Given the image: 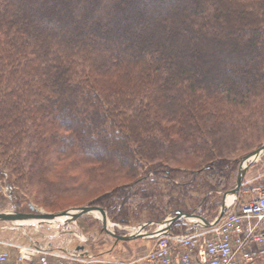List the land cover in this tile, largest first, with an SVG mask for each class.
Here are the masks:
<instances>
[{
	"label": "trees",
	"instance_id": "1",
	"mask_svg": "<svg viewBox=\"0 0 264 264\" xmlns=\"http://www.w3.org/2000/svg\"><path fill=\"white\" fill-rule=\"evenodd\" d=\"M263 145L264 0H0V178L14 211L80 190L87 205L50 213L162 222L189 214L186 197L209 207L232 190ZM183 223L173 235L194 233Z\"/></svg>",
	"mask_w": 264,
	"mask_h": 264
},
{
	"label": "built area",
	"instance_id": "2",
	"mask_svg": "<svg viewBox=\"0 0 264 264\" xmlns=\"http://www.w3.org/2000/svg\"><path fill=\"white\" fill-rule=\"evenodd\" d=\"M1 245L6 249L0 250V264H68L70 260L79 259L75 254L51 250L35 242L24 246ZM10 250H16L13 259ZM260 258H264V188L261 187L253 190L248 203L229 209L213 228L189 235H173L171 232L157 237L154 246L142 255L139 262L107 260L98 263L255 264Z\"/></svg>",
	"mask_w": 264,
	"mask_h": 264
},
{
	"label": "rangeland",
	"instance_id": "3",
	"mask_svg": "<svg viewBox=\"0 0 264 264\" xmlns=\"http://www.w3.org/2000/svg\"><path fill=\"white\" fill-rule=\"evenodd\" d=\"M248 66H245V69H248ZM235 72H241V68L240 69H235ZM178 176V182H183L185 180L190 179V175L188 172H182V173H178L176 174ZM152 176V174H151ZM52 178V179H51ZM51 180L53 181V176H51ZM154 181V179L152 180ZM162 184L164 185L163 188L167 192V183L164 181L162 182ZM262 188H264V186H262ZM8 189L9 186L8 184L5 182V180H2L0 178V213H6V212H16L14 211L11 203L9 202L8 199H6V197L8 196ZM235 189V187L232 190L226 191V192H221V191H217L216 195L212 198V200L210 201L209 204H206V206L209 207H204L205 206V201L201 199V197L199 196V200L202 201L200 203L199 200L197 201H191L190 202V198L186 197L187 199V204L189 207H191L192 209H190L189 215L190 214H195L197 216H200L202 219L207 220L208 222H214V220L218 217L220 209H221V205L223 202V199L225 197L226 194H229L231 191H233ZM254 189L250 188V191H252ZM33 195L31 197V195H26V197H28L29 199H33L35 198V192L32 191ZM190 195H197V194H192V192H190ZM212 195V193L207 194L206 196H204V199L207 198L208 196ZM87 196H89V194L87 192H82V191H78L76 193H66L63 194V196L60 195L58 199V197H56L58 199L57 202L60 203V205H58V207H45L44 205H35L32 204L37 210L41 211L42 213L45 214H55V213H50L62 208H66L69 206H83V205H87L88 202L91 200L90 198H88ZM5 198V199H4ZM165 198V197H164ZM168 201V199H165L163 201L164 204H161V202H157L156 204L158 205L159 209L164 208L166 206V202ZM137 202V201H136ZM136 202L134 203V205L136 204ZM105 211V210H104ZM106 212V211H105ZM170 212V211H169ZM172 212V211H171ZM145 214H148L147 212H145ZM166 214H162L160 213V217H165ZM175 214H170L169 217L174 216ZM108 216V215H107ZM108 218V217H107ZM110 225H112L111 227L113 228L114 232H116L119 235H130L133 234L134 231L131 230V228L142 225L147 223V221H150L148 219V216L145 215L144 218L140 221H133L131 223V226H127V230H124V228L121 226L119 228H117L116 226H119L115 223H113L109 218H108ZM185 225L191 226L192 221H183ZM114 224L116 226H114ZM192 227V226H191ZM193 228V227H192ZM153 231H155L154 227H148L146 228L143 232L146 233H152ZM66 239H70L72 240L73 246L76 245H80L82 244H87L89 246V248L92 251L93 255H99V254H105L107 252H109L110 250L113 249V246L119 245V249L116 250V252L113 254L112 257H116L118 258L123 251L125 252V250H129L131 249V251H135L136 248H138L139 246H141L142 244H147L149 245V243L152 245V242H144L142 240H136L133 242H117L113 237H111L109 234H107L106 232L103 231L101 222L94 218L92 215H85L81 218H79L75 223L69 225V226H63V225H49V224H43V225H38V224H32V223H0V250H5L6 248L1 245V243H11V244H16V245H28L33 241H38L41 242L42 244H51V248L55 251H58L57 248H61L64 247L68 248L66 246H68L66 244ZM81 242V243H80ZM75 247H72V249H74ZM121 248V249H120ZM129 248V249H128ZM12 259L15 257L16 255V250H10Z\"/></svg>",
	"mask_w": 264,
	"mask_h": 264
},
{
	"label": "water",
	"instance_id": "4",
	"mask_svg": "<svg viewBox=\"0 0 264 264\" xmlns=\"http://www.w3.org/2000/svg\"><path fill=\"white\" fill-rule=\"evenodd\" d=\"M264 156V145L253 153L245 156L241 161L238 169L237 180L235 189L229 194H226L218 217L214 222H208L202 219L200 216L195 214H185L177 211L174 217L167 218L162 222H147L145 224L131 228L135 233L131 235H119L114 232L108 220L107 212L99 207L85 206L81 208H74L64 212H59L55 214H45L37 210L33 205H30V213H20V212H6L0 213V223L11 222V223H32V224H49V225H65L69 226L75 223L79 218L85 215H92L94 218L101 222L103 231L113 237L117 242H132L141 239H155L161 236H167L171 233L173 225L180 221H192L191 226L193 229L204 230L215 227L225 216L230 208V204L236 201L239 197L245 176L249 170V167L257 162L261 157ZM232 199L230 202L229 200ZM115 226V225H114ZM148 227H154L156 230L153 233H138L144 231Z\"/></svg>",
	"mask_w": 264,
	"mask_h": 264
},
{
	"label": "crops",
	"instance_id": "5",
	"mask_svg": "<svg viewBox=\"0 0 264 264\" xmlns=\"http://www.w3.org/2000/svg\"><path fill=\"white\" fill-rule=\"evenodd\" d=\"M262 186H264V156L261 157L257 162H255L249 167V170L245 176L239 197L236 199L235 202H233L232 200L229 209H236L248 203L251 198L253 190L259 187L262 188ZM253 187L254 189L250 191V188H253ZM193 230L194 232L196 231L195 229ZM141 240L146 243L150 241L153 244L152 245L150 243L149 245L142 244L141 246L136 248V250L133 252L131 251V249L128 248L129 250H125V252L123 251L122 253H120L121 255L118 258L112 257L113 254L116 252V250L119 249L120 247L119 245H116V244L113 246V249L110 250L109 252L105 254H99L96 256L92 254V251L89 248L91 244L88 246L86 243L82 244L80 242L81 243L80 245L78 244L76 246H73L74 242L70 239H66L64 241H66V244L68 245L66 247L68 248L63 249L64 247H61V248H57V250L58 251L62 250L65 254H71V253L75 254L79 258L78 260L68 261L67 262L68 264H103V263H98V262L107 261V260H124V261H131V262H135V261L139 262L142 258V255L148 252L154 246L156 242V239L154 240L153 239H141ZM35 243L42 244L41 242H38V241H36ZM42 245H45V244H42ZM50 245L51 244H48V243L46 244V246H48L51 250H53ZM72 247H75V248L72 249ZM141 264H145V263H141ZM255 264H264V258H260L259 260H257Z\"/></svg>",
	"mask_w": 264,
	"mask_h": 264
},
{
	"label": "bare ground",
	"instance_id": "6",
	"mask_svg": "<svg viewBox=\"0 0 264 264\" xmlns=\"http://www.w3.org/2000/svg\"><path fill=\"white\" fill-rule=\"evenodd\" d=\"M231 200H232V199H230L229 202H230ZM138 233H145V232L140 231V232H138ZM152 233H153V232H152Z\"/></svg>",
	"mask_w": 264,
	"mask_h": 264
}]
</instances>
